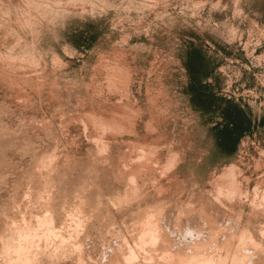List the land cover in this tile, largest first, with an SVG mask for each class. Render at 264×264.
<instances>
[{
  "label": "rangeland",
  "instance_id": "374dc122",
  "mask_svg": "<svg viewBox=\"0 0 264 264\" xmlns=\"http://www.w3.org/2000/svg\"><path fill=\"white\" fill-rule=\"evenodd\" d=\"M0 229V264H264V0H0Z\"/></svg>",
  "mask_w": 264,
  "mask_h": 264
},
{
  "label": "bare ground",
  "instance_id": "6f19581e",
  "mask_svg": "<svg viewBox=\"0 0 264 264\" xmlns=\"http://www.w3.org/2000/svg\"><path fill=\"white\" fill-rule=\"evenodd\" d=\"M92 164H93V163H92ZM50 165L54 166L53 164H50ZM35 166H36V165H35ZM42 166H43V164H42ZM89 166H90V165H89ZM93 166H94V165H93ZM39 167H40V166H39ZM45 167L48 168L49 166H48V167L45 166ZM53 168H54V167H53ZM35 170H36V169H35ZM44 171H45V170H44ZM54 171H55V170H54ZM36 172H37V170H36ZM36 172H35V174H36ZM58 173H59V172H58ZM35 174H33V175H35ZM39 174H40V173H39ZM56 174H57V173H56ZM51 175H52V174H51ZM53 175H54V174H53ZM93 176H94V175H93ZM49 177H50V176H49ZM90 177H91V176H90ZM41 178H42V177H41ZM55 178H56V177H55ZM91 178H92V177H91ZM39 179H40V178H39ZM102 179H103V178H102ZM50 180H51V179H50ZM93 180H94V179H93ZM39 181H40V180H39ZM46 181H47V180H46ZM43 182H44V181H43ZM63 183H64V182H63ZM121 183H122V182H121ZM42 184H43V183H42ZM45 184H46V182H45ZM55 184H57V183H55ZM60 184H61V183H60ZM104 184H105V183H104ZM47 185H48V184H47ZM106 185H107V184H106ZM119 185H120V184H119ZM52 186H53V184H52ZM54 186H55V185H54ZM54 186H53V187H54ZM101 186H102V185H101ZM104 186H105V185H104ZM107 186H108V185H107ZM49 187H50V185H49ZM120 187H122V186H120ZM41 188H42V187H41ZM45 188H46V187H45ZM51 188H52V187H51ZM62 188H63V187H62ZM83 190H84V189H83ZM40 191H41V189H40ZM51 191H52V190H51ZM38 192H39V191H38ZM44 192H46V191H44ZM47 192H48V191H47ZM60 192H61V191H60ZM63 192H64V191H63ZM86 192H87V191H86ZM64 193H65V192H64ZM82 193H83V192H82ZM42 194H43V193H42ZM46 194H47V193H46ZM54 194H55V193H54ZM92 194H93V193H92ZM35 195H38V194L35 193ZM52 195H53V194H52ZM63 195H64V194H63ZM65 195H66V194H65ZM78 195H79V194H78ZM40 196H42V195H40ZM45 196H46V195H45ZM47 196H48V195H47ZM68 196H69V195H68ZM143 196H144V195H143ZM21 197H22V196H21ZM21 197H20V199H21ZM50 197H51V196H50ZM56 197H57V196H56ZM35 198H36V196H35ZM142 198H143V197H142ZM36 199H37V198H36ZM47 199H48V198H47ZM63 199H64V196H63ZM63 199H62V202H63ZM78 199H79V198H78ZM143 199H144V198H143ZM143 199H142V200H143ZM33 200H34V199H33ZM37 200H38V199H37ZM54 200H55V199H54ZM140 200H141V198H140ZM142 200H141V201H142ZM21 201H22V200H21ZM58 201H59V199H58ZM74 201H75V200H74ZM18 202H19V201H18ZM42 203H43V202H42ZM44 203H45V202H44ZM46 203H47V202H46ZM139 203H140V201H139ZM144 203H145V202H144ZM144 203H143V204H144ZM36 204H37V203H36ZM54 204H55V203H54ZM60 204H61V203H60ZM21 205H23V204H21ZM42 205H43V204H42ZM55 205H56V204H55ZM58 205H59V204H58ZM61 205H62V204H61ZM79 205H80V204H79ZM117 205H118V204H117ZM133 205H135V204H133ZM38 206H39V205H38ZM40 206H41V204H40ZM119 206H120V205H119ZM45 207H47V205H46ZM50 207H51V206H50ZM53 208H54V207H53ZM95 208H96V207H95ZM42 209H43V208H42ZM60 209H61V208H60ZM79 209H80V208H79ZM105 209H106V207H105ZM105 209H104V210H105ZM117 209L119 210L120 208H117ZM45 210H46V209H45ZM45 210H44V211H45ZM50 210H51V209H50ZM55 210H56V209H55ZM118 210H117V211H118ZM48 211H49V210H48ZM107 211H108V210H107ZM119 211H120V210H119ZM54 212H55V211H54ZM69 212H70V211H69ZM69 212H68V213H69ZM72 212H73V211H72ZM77 212H78V211H77ZM68 213H67V214H68ZM80 213H83V212H80ZM45 214H46V213H45ZM58 214H59V213H58ZM77 214H78V213H77ZM40 215H42V214H40ZM40 215H39V216H40ZM48 215H49V214H48ZM54 215H55V214H54ZM75 215H76V214H75ZM50 216H51V215H50ZM55 216H56V215H55ZM55 216H54V217H55ZM65 216H66V215H65ZM67 216H69V215H67ZM84 216H85V215H84ZM84 216H83V217H84ZM33 217H34V216H33ZM35 217H36V216H35ZM45 217H46V216H45ZM45 217H43V218H44V219H47V218H48V217H47V218H45ZM57 217H58V216H57ZM73 217H74V216H73ZM76 217H77V215H76ZM76 217H75V218H76ZM37 218H38V217H37ZM41 218H42V217H41ZM50 218H51V217H50ZM55 218H56V217H55ZM64 218H65V217H64ZM75 218H74V219H75ZM81 218H82V217H81ZM48 219H49V218H48ZM61 219H62V217H61ZM70 219H71V217H70ZM82 219H83V218H82ZM33 220H34V219H33ZM35 220H36V219H35ZM62 220H63V219H62ZM75 220H76V219H75ZM75 220H74V221H75ZM86 220H87V219H86ZM147 220H148V219H145V220H144V222H147V223H144V222L142 221L144 224H143V226L141 225V228H140V229H141V230H140L141 232L138 233V234H140V236H138V237H140V238H138V239H140V240H138V241H139V242H138L139 244L136 243L137 246H138V245H142V244H144V245L146 246V243H148V246H150L149 244H151V243H152V244H153V243H156V242L159 240V236H160V235H159V234H160L159 232H160V229H161V228L159 229V226H158V224H156V222H153V221L151 220L152 223H150V222L147 221ZM37 221H39V222H43V220H41V221H40V220H37ZM44 221H45V220H44ZM71 221H72V220H71ZM79 221H81V220H79ZM82 221H83V220H82ZM99 221L102 222L103 220H102V221L99 220ZM61 222H62V221H61ZM63 222H64V221H63ZM72 222H73V221H72ZM72 222H71V224H72ZM104 222H105V221H104ZM140 222H141V221H140ZM44 223H45V222H44ZM48 223H49V224H48ZM59 223H60V222H59ZM78 223H79V222H78ZM84 223H85V222H84ZM97 223H98V222H97ZM45 224H48L49 226H53V225L50 223V219H49L48 222H46ZM50 224H51V225H50ZM103 224H104V223H103ZM103 224H102V225H103ZM105 224H106V222H105ZM37 225H38V224H37ZM48 225H46V226L48 227ZM67 225H69V224H67ZM73 225H74V224H73ZM78 225H79V224H78ZM24 226L26 227V225H24ZM30 226H31V223H30ZM44 226H45V225H44ZM46 226H45V227H46ZM54 226H55V225H54ZM62 226H63V225H62ZM99 226H100V225H99ZM103 226H104V225H103ZM103 226H102V227H103ZM106 226H107V225H106ZM3 227L5 228V226H3ZM28 227H29V226H28ZM67 227H68V226H67ZM100 227H101V226H100ZM1 228H2V227H1ZM8 228H10V227H8ZM34 228H35V227H34ZM34 228H33V229H34ZM37 228H39V227H37ZM40 228H41V226H40ZM40 228H39V229H40ZM42 228H43V227H42ZM42 228H41V229H42ZM71 228H74V227H71ZM79 228H80V227H79ZM104 228H105V227H104ZM104 228H103V229H104ZM109 228H110V227H109ZM109 228H108V229H109ZM5 229L7 230V228H5ZM13 229H14V228H13ZM19 229L21 230L22 228H19ZM19 229H18V230H19ZM23 229H24V228H23ZM35 229H36V228H35ZM51 229H52V228H51ZM58 229H59V228H58ZM63 229H64V228H63ZM100 229H101V228H100ZM0 230H1V229H0ZM9 230H10V229H9ZM9 230H8V231H9ZM15 230H16V229H15ZM25 230H26V229H24V231H25ZM31 230H32V229H31ZM31 230H29L30 232L28 231L30 234H31ZM49 230H50V227H49ZM56 230H57V227H56V229H55V232H56ZM65 230H66V229H65ZM70 230H71V229H70ZM76 230H77V229H76ZM105 230H106V229H105ZM21 231H22V230H21ZM32 231H33V230H32ZM34 231H35V230H34ZM39 231H40V230H39ZM44 231H45V230H43L42 232H44ZM63 231H64V230H63ZM73 231H74V230H73ZM77 231H78V230H77ZM101 231H102V230H101ZM161 231H162V230H161ZM198 231H199V230H198ZM198 231H197V232H198ZM247 231H248V230H247ZM14 232H15V231H14ZM18 232H19V231H18ZM22 232H23V231H22ZM48 232H49V231H48ZM48 232H45V233L48 234ZM57 232H58V231H57ZM70 232H71V231H70ZM78 232H79V231H78ZM78 232H77V233H78ZM99 232H100V230H99ZM164 232H165V231H164ZM195 232H196V231H195ZM214 232H217V230H216V231H213V233H214ZM260 232H261V231H260ZM51 233H53V232H51ZM77 233H76V234H77ZM105 233H106V232H105ZM105 233H104V234H105ZM193 233H194V232H193ZM218 233H219V231H218ZM40 234H41V233H40ZM68 234H69V233H67V236H68ZM73 234H74V233H73ZM189 234H190V233H189ZM208 234H209V232H208ZM250 234H251V233H250ZM250 234H249V235H250ZM18 235H20V234H18ZM22 235H23V234H22ZM24 235H25V238L29 236V235H28V236L26 235V231L24 232ZM31 235H32V237H33V232H32ZM34 235H35V234H34ZM44 235H45V234H44ZM48 235H50V234H48ZM48 235H47V236H48ZM51 235H52V234H51ZM74 235H75V234H74ZM79 235H81V234H79ZM161 235H162V234H161ZM166 235H167V234H166ZM204 235H205V234H204ZM239 235H240V234H239ZM35 236H36V235H35ZM35 236L33 237V239H35ZM37 236H38V235H37ZM37 236H36V237H37ZM40 236H41V235H40ZM52 236H53V235H52ZM58 236H59V235H58ZM163 236H164V235H163ZM167 236H168V235H167ZM197 236H198V234H197ZM205 236H206V235H205ZM208 236H209V235H207V237H208ZM213 236H214V234H213ZM224 236H225V235H224ZM241 236H242V235H240V237H241ZM243 236H244V238H245V235H243ZM247 236H248V235H247ZM22 237H23V236H22ZM22 237H21V238H22ZM45 237H46V235H45ZM59 237H60V236H59ZM61 237H62V236H61ZM68 237H69V236H68ZM72 237H73V236H72ZM76 237H77V235H76ZM76 237H75V238H76ZM81 237H82V236H81ZM98 237L100 238L99 235H98ZM101 237H102V236H101ZM160 237H162V236H160ZM165 237H166V236H165ZM168 237H169V236H168ZM211 237H212V236H211ZM240 237H239V238H240ZM250 237H251V236H250ZM250 237H249V239H250ZM19 238H20V236H19ZM41 238H42V237H41ZM48 238H49V237H48ZM75 238H74V239H75ZM209 238H210V237H209ZM209 238H208V239H209ZM224 238H225V237H224ZM239 238H237V239H238L237 242H240V241H241V240L239 241ZM253 238H254V237H253ZM17 239H18V237H17ZM30 239H31V237H30ZM33 239H31V240H33ZM44 239H45V238H44ZM46 239H47V237H46ZM57 239H58V238H57ZM62 239H63V238H62ZM62 239H61V240H62ZM66 239H67V238H66ZM69 239H70V238H69ZM101 239H103V238H101ZM24 240H25V239H24ZM49 240H50V238H49ZM52 240H53V239H52ZM78 240H79V239H78ZM170 240H171V239H170ZM242 240H243V238H242ZM246 240H247V239H246ZM246 240L244 239L245 242H249V241H246ZM26 241H27V240H26ZM58 241H59V239H58ZM63 241H64V239H63ZM102 241H103V240H102ZM162 241H163V238H162L161 242H162ZM165 241H166V240H165ZM165 241H164V242H165ZM205 241H206V240H205ZM214 241H215V240H214ZM244 241H243V242H244ZM253 241H254V240H253ZM23 242H24V241H23ZM23 242H22V243H23ZM44 242H46V241H44ZM53 242H54V241H53ZM56 242H57V241H56ZM59 242H60V241H59ZM59 242H57V243H59ZM64 242H65V241H64ZM73 242H76V241H73ZM161 242L159 241V243H161ZM168 242H170L169 239H168ZM243 242H242V243H243ZM250 242H251V241H250ZM250 242H249V243H250ZM24 243H25V242H24ZM28 243H29V240H28ZM28 243H27V244H28ZM48 243H49V242H48ZM66 243H67V242H66ZM77 243H78V242H77ZM159 243H158V245H159ZM200 243H201V242H200ZM202 243H203V241H202ZM206 243H207V242H206ZM224 243H225V242H224ZM224 243H223V244H224ZM227 243H228V242H227ZM20 244H21V243H20ZM20 244H18V245H20ZM30 244H31V243H30ZM45 244H47V243H45ZM53 244H54V243H53ZM59 244H61V242H60ZM67 244H68V243H67ZM70 244H71V243H70ZM102 244H103V242H102ZM102 244H101V245H102ZM119 244H121V243H119ZM122 244H123V242H122ZM162 244H163V242H162ZM166 244H167V243H166ZM203 244H204V243H203ZM223 244H222V245H223ZM237 244H238V243H237ZM250 244H251V243H250ZM23 245H26V244H23ZM71 245H72V244H71ZM73 245H75V244H73ZM136 245H135V246H136ZM153 245H154V244H153ZM153 245H151V247H152ZM155 245H156V244H155ZM160 245H161V244H160ZM160 245H159V246H160ZM163 245H164V244H163ZM163 245H162V246H163ZM167 245H168V244H167ZM195 245H196V244H195ZM200 245H202V244H200ZM207 245H208V244H207ZM222 245H220V246H222ZM228 245H230V244H228ZM232 245H233V244H232ZM238 245L240 246V244H238ZM243 245H244V244H243ZM20 246L22 247V245H20ZM31 246H32V245H31ZM75 246H77V244H76ZM118 246H119V245H118ZM118 246H116V247H118ZM121 246H122V245H121ZM142 246H143V245H142ZM193 246H194V245H193ZM193 246H192V247H193ZM196 246H198V245H196ZM196 246H195V248H196ZM215 246H216V245H215ZM225 246H226V245H225ZM225 246H224V247H225ZM239 246H238V247H239ZM241 246H242V245H241ZM241 246H240V247H241ZM21 247L18 246L17 248H20V249H21ZM23 247H24V246H23ZM46 247H47V245H46ZM46 247H45V248H46ZM52 247H53V246H52ZM59 247H60V245H59ZM123 247H124V246H123ZM128 247H129V246H128ZM151 247H149V249H150ZM153 247H154V246H153ZM153 247H152V248H153ZM156 247H157V245H156ZM170 247H171V246H170ZM202 247H205V246H202ZM232 247H234V246H232ZM248 247H250V246H248ZM29 248H30V247H29ZM53 248H54V247H53ZM57 248H58V246H57ZM71 248H72V247H71ZM102 248H103V247H102ZM124 248H126V247H124ZM124 248H123V249H124ZM138 248H139V247H138ZM147 248H148V247H147ZM161 248H163V247H161ZM195 248H194V249H195ZM227 248H229V247H227ZM236 248H237V247H236ZM243 248H244V247H243ZM245 248H246V247H245ZM245 248H244V249H245ZM250 248H252V247H250ZM59 249H60V248H59ZM104 249H105V248H104ZM120 249H122V248H120ZM144 249H145V248H144ZM159 249H160V248H159ZM201 249H202V248H201ZM218 249H220V247H219ZM224 249H225V248H223V250H224ZM230 249H231V248H229V250H230ZM239 249H240V248H239ZM247 249H248V248H247ZM14 250H15V249H14ZM16 250H18V249H16ZM43 250H45V249H43ZM60 250H61V249H60ZM74 250H75V249H74ZM141 250H143V249L141 248ZM169 250H170V249H169ZM189 250H190V249H189ZM192 250H193V249H192ZM192 250H191V251H192ZM196 250H197V249H195V251H196ZM213 250H214V249H213ZM213 250H212V252H213ZM215 250H217V248H216ZM215 250H214V251H215ZM223 250H221V251H223ZM229 250H228V251H229ZM21 251H22V250H21ZM68 251H69V250H68ZM70 251H71V250H70ZM70 251H69V252H70ZM105 251H106V250H105ZM113 251H114V250H113ZM115 251H117V248L115 249ZM115 251H114V252H115ZM120 251H121V250H120ZM122 251H127V250H122ZM128 251H129V252H128ZM128 251H127L128 253L125 252L126 254H125L124 256H127L126 259H128V258H129V259L132 258V259H131V261H132V260L134 259V256H133V253H132L133 251H132V250H131L132 252H130V250H128ZM147 251H149V250H147ZM152 251H156V250L154 249V250H152ZM152 251H151V252H152ZM165 251H166V250H165ZM165 251H163V252H164L163 254H162V253L159 254L160 257H162V258H164V259H167V261H168V260L172 261L173 264H216V263H214V260H215V257H216V256H214V255H212V256H214V260H213V259H212V256H211L210 258H206V254L204 255V257H202V256H203V253L200 254V255H198L200 252H199V253H196V252H195L196 255H194V256L191 255V257L189 256L190 259L188 260V257H187L188 255H187V256H184L183 258H178V257L174 254L175 252L172 251V252H173V255H172V253H171V254L168 253L169 251H168V252H167V251L165 252ZM198 251H200V250H198ZM228 251H227V252H228ZM24 252H25V250H24ZM27 252H28V251H27ZM42 252H43V251H42ZM42 252H41V253H42ZM118 252H119V251H118ZM145 252H146V251H145ZM151 252H149V253H151ZM156 252H157V251H156ZM181 252H182V251H181ZM188 252H189V251H188ZM193 252H194V251H193ZM202 252H204V251H202ZM207 252H208V251H207ZM207 252H206V253H207ZM224 252H225V251H224ZM224 252H223V253H224ZM13 253H14V252H13ZM13 253H12V254H13ZM17 253H18V252H17ZM36 253H38V252L36 251ZM36 253H35V254H36ZM62 253H64V249H62ZM73 253H74V252H72V254H73ZM120 253H121V252H120ZM123 253H124V252H123ZM152 253H153V252H152ZM159 253H160V252H159ZM177 253H178V252H177ZM182 253H183V252H182ZM182 253H181V257H182ZM213 253H214V252H213ZM233 253H234V251H233ZM237 253H239V252H237ZM247 253H249V252H247ZM19 254H20V253H19ZM19 254H18V255H19ZM25 254H26V253H25ZM72 254H71V255H72ZM179 254H180V253H179ZM209 254H211V253L209 252ZM215 254L217 255V257H219V256L221 257V255H218L217 253H215ZM225 254H226V253H225ZM228 254H229V253H228ZM228 254H227V256H228ZM243 254H244V253H243ZM249 254H250V253H249ZM18 255H17V256H18ZM21 255H22V254H21ZM30 255H31V254H29V256H30ZM33 255H34V254H33ZM114 255H115V254H114ZM119 255H120V254H119ZM134 255H135V254H134ZM159 255H157V256H159ZM177 255H178V254H177ZM201 255H202V256H201ZM25 256H26V255H25ZM75 256H76V255H75ZM77 256H79V255H77ZM80 256H82V255H80ZM110 256H113V254L110 255ZM110 256H109V258H110ZM120 256H122V255H120ZM124 256H122V257H124ZM147 256L149 257L150 255H147ZM178 256H179V255H178ZM207 256H209L208 253H207ZM223 256H224V254H223ZM227 256H226L225 258H227ZM238 256H239V255H238ZM250 256H251V255H250ZM250 256H249L248 258H245L246 261H249V259H251ZM23 257H24V256H23ZM73 257H74V256H73ZM117 257H119V256H117ZM122 257H121V258H122ZM179 257H180V256H179ZM217 257H216V260L218 259ZM220 257H219V259H220ZM228 257H229V256H228ZM233 257H234V256H233ZM255 257H256V256H255ZM21 258H22V257H21ZM31 258H32V255H31ZM114 258H115V256H113V259H114ZM124 258H125V257H124ZM124 258H122V259H124ZM145 258L147 259V257H145ZM151 258H152V256H151ZM223 258H224V257H223ZM242 258H244V257L242 256ZM9 259H10V258H9ZM12 259H13V258H11V260H12ZM14 259H16V256H15ZM76 259H77V258H76ZM118 259H119V258H118ZM143 259H144V258H143ZM221 259H222V257H221ZM221 259H220V260H217V263H218V264H223V263H222L223 261L220 262ZM247 259H248V260H247ZM17 260H18V259H17ZM80 260H81V259H80ZM80 260H79V261H80ZM124 260H125V259H124ZM124 260H123V261H124ZM144 260H145V259H144ZM223 260H224V259H223ZM232 260H233V259H232ZM242 260H243V259H242ZM18 261H19V260H18ZM20 261H21V260H20ZM81 261H82V260H81ZM116 261H119V260H116ZM123 261L121 260V262H123ZM125 261H127V260H125ZM133 261H134V260H133ZM147 261H149V259H148ZM218 261H219V262H218ZM9 262H10V261H9ZM9 262H8V263H9ZM127 262H128V261H127ZM137 262H138V261H137ZM144 262H145V261H144ZM224 262H225V261H224ZM79 263H80V262H79ZM113 263H114V262H113ZM131 263H132V262H131ZM135 263H136V262H135ZM141 263H142V262H141ZM250 263H251V262H250ZM114 264H116V263H114ZM117 264H118V262H117ZM127 264H128V263H127ZM133 264H134V263H133ZM137 264H138V263H137ZM142 264H143V263H142ZM234 264H236L235 261H234Z\"/></svg>",
  "mask_w": 264,
  "mask_h": 264
}]
</instances>
